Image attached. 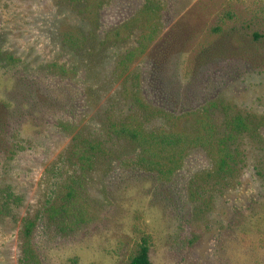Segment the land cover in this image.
I'll return each instance as SVG.
<instances>
[{"label": "rangeland", "instance_id": "rangeland-1", "mask_svg": "<svg viewBox=\"0 0 264 264\" xmlns=\"http://www.w3.org/2000/svg\"><path fill=\"white\" fill-rule=\"evenodd\" d=\"M90 2L0 0V264H129L141 232L152 264H264V0ZM131 117L230 134L228 167L206 145L160 174L110 132Z\"/></svg>", "mask_w": 264, "mask_h": 264}, {"label": "trees", "instance_id": "trees-1", "mask_svg": "<svg viewBox=\"0 0 264 264\" xmlns=\"http://www.w3.org/2000/svg\"><path fill=\"white\" fill-rule=\"evenodd\" d=\"M70 1L72 3L79 2L80 0H64ZM88 1L89 13H95V4L91 3L92 0ZM132 26L129 24H124L121 28L115 29L111 34L115 39L121 40L123 37L129 35V29ZM125 31V32H124ZM147 35H144L139 41L140 45L134 51H129L126 55L132 56L136 52L142 51L146 43ZM255 38H264L263 35L254 34ZM66 42L73 47L81 46L84 42V38L78 31L71 30L65 33ZM134 119L124 122H111L109 124L110 132L116 136L118 139L127 140L136 146L139 149V161L147 162V165H150V168H155L160 174L163 173H172L175 169L177 163L181 160L182 155L184 154L187 148H193L197 146H209V148H214L217 154V163L220 169L224 170V167H228V157L230 153L228 152L226 142L230 137L218 138L213 140L212 144L209 143V134H203V124L207 125L208 123H201L200 131H186L178 128H169V129H160L158 131H146L143 129L140 123L133 122ZM229 125L238 126L239 128L245 127L247 124L240 116H235L231 119V123L227 122ZM238 129V128H236ZM235 131V129H232ZM80 145L76 146V151L78 158L81 161L88 162L90 165L94 162L96 154L102 150L100 144L93 142L87 139H81L79 141ZM65 210H68L65 207ZM32 222L26 221L24 233L28 235ZM150 235L141 232L140 241L137 243L136 250L130 258L129 264H152L150 257ZM30 255L29 249L23 250V257L20 259L21 264H28V256Z\"/></svg>", "mask_w": 264, "mask_h": 264}]
</instances>
